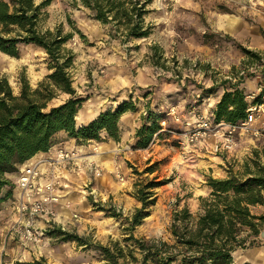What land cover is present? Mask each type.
<instances>
[{
  "label": "rangeland",
  "instance_id": "rangeland-1",
  "mask_svg": "<svg viewBox=\"0 0 264 264\" xmlns=\"http://www.w3.org/2000/svg\"><path fill=\"white\" fill-rule=\"evenodd\" d=\"M145 11L144 25L150 34L136 39L121 35L113 23L95 20L79 3L54 0L47 8L43 28L60 25L72 34L64 48L74 56L68 71L76 95L83 100L75 118L77 126L100 113L114 112L122 102L134 104L135 111L122 115L117 140L101 133L99 141L89 142L100 151L106 150L101 147L106 143L112 153L97 160L102 175L91 183L94 196L76 192L72 197L81 219L75 227L65 226L64 232L80 239L46 238L41 254L16 240H8L3 250L2 229L9 218L3 214L0 264H104L96 246L123 243L128 236L127 219L140 207L133 196L136 184L154 178L162 184L153 190L156 202L133 234L166 239L176 204L196 212L199 197L209 194L208 177L225 178L229 171L242 170L254 151L264 155V134L242 137L238 150L219 155L181 144L182 133L192 125L188 123L199 114L212 113L217 99L239 77L241 89L264 95V0H148ZM50 73L46 54L34 46H20L18 57L0 52V77L8 80L15 95L21 79L35 89ZM68 98L58 93L49 107ZM173 106L179 122L168 114ZM148 109L162 113L165 125L161 121L159 135L154 134L146 148L134 149L135 133ZM92 111L87 120L80 118ZM122 127H126L125 135ZM253 213L261 214L262 208H253ZM239 254L234 264H239Z\"/></svg>",
  "mask_w": 264,
  "mask_h": 264
},
{
  "label": "trees",
  "instance_id": "trees-1",
  "mask_svg": "<svg viewBox=\"0 0 264 264\" xmlns=\"http://www.w3.org/2000/svg\"><path fill=\"white\" fill-rule=\"evenodd\" d=\"M54 0H0V52L18 57L20 46H34L48 59V74L32 89L21 79L15 95L5 77H0V211L13 195L14 179L19 167L38 153H46L55 145L54 135L64 132L69 139L85 143L99 141L101 133L117 140L122 115L134 112L135 106L122 102L114 112L100 113L89 123L77 126L76 114L82 98L76 95L68 69L73 55L64 45L72 38L62 26L44 29L47 8ZM89 9L92 17L103 25L111 24L127 38H145L150 34L144 25L148 0H68ZM249 54V52H247ZM251 54V53H250ZM242 77L231 85L212 112L215 122L237 124L247 116L250 101L240 88ZM58 93L69 95L63 103L49 107ZM144 123L135 133L134 149L146 148L161 129L162 113L146 111ZM159 133L157 134V136ZM264 157V155H262ZM254 151L238 172L229 171L225 178L208 177L209 194L199 197L196 212L187 205H175L167 229L168 237H135L137 226L149 216L155 204L153 190L159 181H141L133 194L140 207L127 219L128 235L106 246H96L104 264H234L235 254L256 246L264 227V213L253 208L264 206V161ZM152 169V168H151ZM151 169L148 171L152 172ZM63 240L80 239L77 235L50 231ZM30 264H45L36 261ZM247 264V263H244Z\"/></svg>",
  "mask_w": 264,
  "mask_h": 264
},
{
  "label": "built area",
  "instance_id": "built-area-1",
  "mask_svg": "<svg viewBox=\"0 0 264 264\" xmlns=\"http://www.w3.org/2000/svg\"><path fill=\"white\" fill-rule=\"evenodd\" d=\"M259 95H247L251 103L246 119L237 124L215 122L213 113L197 115L193 123H188L191 127L182 133L181 144L219 155L238 150L242 137H260L264 134V99H259ZM168 114L179 122L174 106ZM89 142L74 147L55 144L48 152L36 154L19 167L13 195L2 209L9 216L2 229L3 250L8 240H16L24 247L31 246L34 254H41L43 240L53 237L50 231L64 233L65 226L80 223L72 197L76 192L83 197L94 196L91 183L102 175L97 157L104 152ZM117 178L122 180L119 174Z\"/></svg>",
  "mask_w": 264,
  "mask_h": 264
},
{
  "label": "crops",
  "instance_id": "crops-1",
  "mask_svg": "<svg viewBox=\"0 0 264 264\" xmlns=\"http://www.w3.org/2000/svg\"><path fill=\"white\" fill-rule=\"evenodd\" d=\"M258 90H260V88H257V91ZM244 92L246 94L253 93L251 90L250 91L248 90V87H245ZM260 94L262 95V93H260ZM219 99H217L216 103L219 101ZM261 99H264V95H262V98ZM94 113H95V111H92V112L88 113L87 116H85V115L82 114L80 116V118L87 120L88 118H86V117H88L90 115H94ZM90 121L91 120H89L87 123H89ZM79 126H81V125H79ZM123 128H125V130ZM122 129H123L124 135H125V133H126V127H122ZM66 136L67 135L64 132H58V133H56L54 135V137H53L56 145L63 144V145L69 146V147H74V146H77L78 145L76 143V141L73 140V139H71V138H70V140L68 139V141H65L66 140ZM112 143L115 144V142H112ZM108 146L109 145L106 144V143L105 144H101V147L104 148V149H106V150H103L102 149V151L104 152V154H107V153L111 154L112 153L111 152V149H108ZM258 207H261L262 208V213H264V206H258ZM3 214H4V212L3 211H0V218H2ZM256 241L258 242V244L256 246H253L251 248L244 249V250H241L240 251V254L238 255V258H237L239 264H244V263H247V264H264V227H262V229L260 231V234L257 237ZM234 258H236V257H234Z\"/></svg>",
  "mask_w": 264,
  "mask_h": 264
},
{
  "label": "bare ground",
  "instance_id": "bare-ground-1",
  "mask_svg": "<svg viewBox=\"0 0 264 264\" xmlns=\"http://www.w3.org/2000/svg\"><path fill=\"white\" fill-rule=\"evenodd\" d=\"M99 150V149H98ZM99 157H101V155H99ZM99 157H97L99 159ZM55 264V263H54Z\"/></svg>",
  "mask_w": 264,
  "mask_h": 264
}]
</instances>
